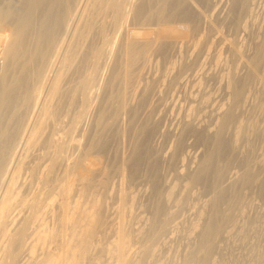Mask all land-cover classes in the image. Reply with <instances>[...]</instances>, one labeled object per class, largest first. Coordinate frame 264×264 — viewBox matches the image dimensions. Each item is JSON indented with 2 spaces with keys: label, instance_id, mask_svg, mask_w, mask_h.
<instances>
[{
  "label": "rangeland",
  "instance_id": "rangeland-1",
  "mask_svg": "<svg viewBox=\"0 0 264 264\" xmlns=\"http://www.w3.org/2000/svg\"><path fill=\"white\" fill-rule=\"evenodd\" d=\"M1 1L9 3L14 8L18 7L16 0ZM183 1L184 6L186 5L185 8L190 12V22L181 20L180 25L178 23L180 22L179 19L178 21L177 19L171 21V25H169L172 28H168L166 31L171 35V44L164 51L159 50L162 38H152L153 42L149 53L144 60L136 62L130 70L128 98L124 103V112L118 117L113 118L112 116L116 102H111L110 98L121 91L122 85L120 82L114 81L113 78L118 70V65L124 60V55L120 50L121 44L133 27H136L134 25L124 26L121 30L116 41L115 53L111 57L106 54L108 47H104L103 55L94 60L90 54V48L99 46V39L94 37L88 42L84 62L82 63V71H93L95 83L85 91V95L88 97L86 106H81L78 97L72 99V90L79 80V75L70 74L66 80L67 82L65 81L66 83L64 82L61 86L63 88L60 89L58 100L62 99V101L58 102L61 104L58 102L59 105L54 102L51 103V105L57 106L59 110L49 105L44 110L45 113L42 112L41 119L44 121L43 118H45L46 122H43V125L40 126V137L42 139L39 137V143L35 148L28 151L30 155H33L32 157L51 150L52 141L53 143L56 140L57 142H68V136L64 137L66 134L64 129H67V123L69 124L70 120L77 118L78 121L75 133L77 135L74 136V139L80 141L79 151L73 148H71V151L70 148L65 150L62 154V161L55 169V173L59 170L56 173L59 177L58 174L61 173L62 168L66 164L71 166L72 161L75 159L76 164L80 165H78L79 169H75L72 174L73 188H75V193H78L75 200L79 202V208L83 212L87 210V212H90L94 208H99L101 217L105 218H102L104 229L101 232L102 234L99 233V237L103 238L101 239L104 243L99 242L102 244L97 245L100 248V245L104 246L101 249L98 247H94V249L96 248L97 251L105 247V250L108 248L110 250L108 249L107 253L105 250H102L103 253L92 251L95 253H91L93 257L90 255V258L88 257L85 260L87 264L115 263L112 255L113 247L110 246L114 239L112 228L116 226L115 222L118 224L121 220H124L122 222L126 226L128 234L131 235V239H133L130 243L131 247H128L130 252H128L133 254V258L137 255L136 252L138 253L139 258L136 256L135 261L138 258L139 264H184V258L186 260L187 255L197 249L196 245L198 246L199 238L195 232L200 230L203 222L207 219L208 215L205 213L206 211L204 212V205L206 200L210 198L212 191L209 182L206 181L198 182L199 184L194 183L186 189L182 188L185 183L187 184L188 177L196 172L199 160H202L207 153L206 151L209 150L206 143H200L196 139L191 129L194 128V130L202 132L201 128L210 124L211 107L227 101L224 91L227 75H233L237 79H242L245 76L246 62L254 55L257 45L264 40V0H236V4H234V0ZM134 2L136 5L145 2L147 12L153 10L156 6L155 2L148 5V0H134ZM177 24L178 26H175ZM152 26L154 28L155 25ZM152 26L149 25L148 28H152ZM173 27H177V29ZM110 33V29L107 28L106 34L110 35ZM262 66L264 68V57L262 58ZM262 71L264 72V70ZM259 74V78L257 77L256 80L246 84L243 93L246 100L235 111L237 120L242 123L253 122L258 126L259 131L255 135L247 136L246 139L238 142L236 150L230 157L229 164L231 165L225 168L227 171H224L226 173L225 180L224 182L221 181L219 187L227 188L229 186L230 179H234V175L242 172L243 161L246 159L251 164L252 170L257 174L258 182L246 188L235 187L240 195V201L236 209L233 210L234 225L226 226L225 228L229 227L224 230L227 235L223 231L224 234L220 236L222 238L215 241L214 250H211L208 256L211 263L208 260L207 264H253L254 260L252 258L255 253L253 251L264 249V168L257 165L260 158L262 156L264 158V114L257 110L258 102L264 100V73ZM261 77L263 80L260 81ZM61 93H63V97ZM211 104L213 105L211 106ZM187 108H191L192 111L189 109V112ZM47 111L48 113L51 111L49 113L51 117L46 115ZM56 112L57 114H55ZM139 113L144 114V117ZM135 114L142 117L137 116L136 119ZM52 115H54V118ZM136 123L138 127H136ZM142 124L145 128L144 133H135L134 136L132 133L143 128ZM139 126L141 127L139 128ZM135 128L139 129L136 130ZM224 134L227 139L232 135L231 130ZM48 138L50 139L47 143ZM44 141L45 143H43ZM44 144H47L46 147ZM92 144L95 145L93 153L85 155L84 150ZM133 144L137 146L140 152H145V159L141 161L142 163L137 167V171H132L131 168L129 169L130 166L125 165V160L131 153L132 150L130 149ZM96 150L98 152L95 155ZM97 156H99L98 159ZM219 163V166L223 167L224 161ZM152 169H155L154 184L151 181L152 171L150 170ZM23 173L27 175L28 171ZM229 176H232V178ZM173 185L175 187L172 195L173 200L171 199L170 203L166 204L164 201L165 190ZM121 189L125 191L128 197L130 196L128 200L133 199V202L127 201L123 212L119 211L123 215L125 214L124 218L121 213H114L119 205L117 193ZM157 206L163 207V210L156 215L155 208ZM56 210L54 211L56 212ZM196 211L202 213V215L206 214V217L201 215L198 218L197 214L199 213H195ZM55 212L51 215L53 217V219L50 218L52 221L49 220L54 226L58 224L59 218H61L59 210ZM202 218H204V221L201 223ZM196 220L197 224L194 223ZM110 221H113V223ZM195 224L196 226H194ZM231 226L234 227L235 231ZM193 227H198V230L194 231ZM188 229H191V231H188ZM140 231L144 232L143 235L146 234L145 237H139L143 236ZM106 235L109 236L106 237ZM196 238H198V242ZM143 239H146L149 244ZM140 240H142L141 243H145L140 245ZM108 243L110 247L105 245ZM148 245H150V250H147ZM139 247L148 251V254H151L152 257L147 253L143 254L142 252L145 250H141ZM136 249L140 250L141 253ZM109 251L112 257L108 254ZM95 255L98 256L99 260L97 257L95 258ZM140 257H143L142 260ZM89 259H94V261L91 262ZM248 260L251 262L249 263ZM19 264L21 263L19 262ZM254 264L257 263L254 262Z\"/></svg>",
  "mask_w": 264,
  "mask_h": 264
},
{
  "label": "bare ground",
  "instance_id": "bare-ground-1",
  "mask_svg": "<svg viewBox=\"0 0 264 264\" xmlns=\"http://www.w3.org/2000/svg\"><path fill=\"white\" fill-rule=\"evenodd\" d=\"M152 2H155L156 6L153 10L147 12L145 2L136 5L134 0H16L17 8L0 0V264H19V262L21 264H84L90 255L93 257L92 254L95 252L99 251L101 253L102 250H105V247L100 250L104 245H100L101 248L97 246L104 243L102 241L103 238L99 237V233L104 229L103 219L105 218L101 217L99 208H94L90 212H87L88 210L83 212L79 208V202L75 200L78 193H75V188H73L72 174L75 169H79V164L77 165L74 159L71 166L67 162L69 165L66 164L62 168L61 173L59 172L58 174L59 177L56 175L59 170L55 173V169L62 161V154L65 150L70 148L71 151V148H73L79 151L80 141L78 142L74 139V136L77 135L75 134L78 127L77 118L70 120L72 118L70 116L69 124L67 123L68 127L64 129L66 131L64 132L66 133L64 137L68 136V142L63 143V141L57 142L56 140L53 143L52 141L51 150H44L46 151L45 153L41 150L42 154H36L34 157L28 151L35 148L39 143L40 126L43 125V122H46L45 118H43L44 121L41 119L42 112L52 102L59 105L58 103L60 102L58 101H62L63 93H61V100H58L60 89L63 88L61 86L70 74L79 75V80L72 90V99L78 97L82 107L88 104V97H86L85 91L95 83L94 73L93 71H82V63L84 62L87 44L90 39L94 37L99 39V46L90 48V54L94 60L99 59L103 55L104 47H108L106 54L111 57L115 53L116 41L121 30L124 26L134 25L137 28L133 27L121 44L120 50L124 55V60L118 65V70L113 78L114 81L121 83L122 89L110 98L111 102H116L112 112L113 118L124 112V103L128 98L127 91L130 84L129 75L133 65L139 60H144L151 49L152 40L155 38H162L160 51L170 47L171 35L166 31L168 28H172L170 27L171 21L176 19L178 21L179 19V24L181 20L190 22V12L185 8L186 5L184 6L183 0H148V5ZM233 2L236 4V0ZM151 24L155 25L154 28ZM149 25L152 28H148ZM175 26H178V24ZM107 28L110 29V35L106 34ZM173 28L177 29V27ZM263 57L264 40L257 45L254 55L246 62V74L242 79H237L230 74L227 75L224 85L227 101L211 107L210 124L202 127V132L194 130V128L191 129L196 139L200 143H206L209 150L206 151L207 153L203 158L201 157L202 160H199L196 172L188 177L187 184L185 183L182 188L186 189L189 185L206 181L209 182L212 194L204 205V212L206 211L205 213L208 216L206 217V214L202 215V213H199L201 212L200 210L195 212L199 213L197 214L198 218L202 215L207 219L205 221L204 218H202L203 220L200 219L201 223L204 221L203 226L198 223L202 226H199L200 230L197 229L198 227H193L194 231L198 230L195 234L197 233L199 242L198 238H196L198 242V246L196 245L197 249L195 248L196 250L187 255L186 260L184 258V264H207L209 261L211 263L208 256L211 250H214L215 241L218 238H222H220L221 234H224V230L229 228H225L226 226L234 225L233 220L235 219L233 217L235 216H233V210L236 209L240 201V195L235 187L246 188L258 182L257 174L252 170L251 164L246 159L243 161L242 172L234 175L232 180L230 179L232 176H229L232 182H230L231 185L229 183L227 188L219 187L221 186V181L224 182L225 180L224 176H226L225 172H227L225 168L231 165L229 164L230 157L236 150L238 142L246 139L247 136L255 135L259 131L255 123H242L237 120L235 111L246 100L243 95L246 84L256 80L257 77L259 78V73H264L262 71L264 70L262 66ZM261 79L262 77L259 80L261 81ZM54 107L58 109L57 106ZM54 107L53 109H55ZM257 107V110L264 114V100L259 101ZM49 113L47 111L46 115H49ZM139 114L141 115L142 113ZM142 115L144 117V114ZM52 116L54 118V115ZM135 125L138 127L137 123ZM142 125L143 128L138 130V132L132 131L134 136L136 135L135 133H144V124ZM228 130H231L232 135L227 139L224 133ZM83 132L85 133V131ZM50 138L46 140L47 143ZM40 139L42 138L40 137ZM94 148L95 145L92 144V146L84 150L85 153L81 152L89 155L93 153ZM130 150L132 151H130L131 153L129 152L125 165L130 166L129 169L131 168L132 171H135L142 163L141 161H144L145 152H140L134 144ZM97 152L98 150L94 154L96 155ZM30 159L32 160L29 161ZM222 161H224L223 167L219 166V162ZM263 164L264 158L262 156L257 165L260 168H264ZM24 171H28V174L25 175ZM150 171H152L151 181L154 184L155 169ZM166 190L164 201L168 204L172 199L175 187L174 185L169 186ZM129 197L124 190L118 191L119 205L114 213L119 214L125 210L127 201L133 200L132 198H130L132 200H128ZM55 209H57L56 212L59 210V216H61L58 224H56L57 227L49 222V220L52 221L53 219L51 215L55 212ZM155 210L156 215L160 214L163 207L157 206ZM121 214L124 218L125 214ZM122 221L124 220L119 221L120 223L118 222V224L115 222L116 226L112 228L114 239L111 243L109 242L112 245L109 243L105 245L113 247L114 264H139L138 253L136 252L137 261H135L136 256L134 255L135 257L133 258V254L129 253L128 247L133 239H131V235L128 234ZM194 223L197 224V220ZM232 228L234 229V227ZM191 229H188V231H191ZM138 232L137 234H139ZM140 233L143 235L144 232L140 231ZM188 233L190 234L191 232ZM225 234L227 235V233ZM144 235L139 237L143 238L145 237ZM148 238L146 239L148 240ZM147 240L146 243L149 241ZM141 241L139 242L141 243ZM143 243L145 242L140 245H143ZM94 247L100 249L96 251ZM149 248L150 245H148L147 250L151 249ZM108 249L110 250V248ZM108 249L105 250L106 253ZM94 250L95 252H92ZM138 252L141 253L140 250ZM253 252H255L252 258L254 262L264 264V249ZM142 253L148 254V251L145 250ZM96 257L98 258L95 255ZM92 260L94 261V259ZM92 260L89 259V261L93 262ZM248 262L250 263L251 261L248 260ZM85 264L87 263L85 262Z\"/></svg>",
  "mask_w": 264,
  "mask_h": 264
}]
</instances>
